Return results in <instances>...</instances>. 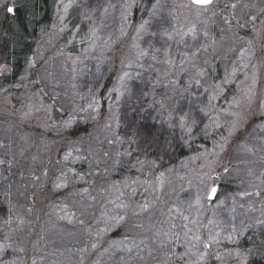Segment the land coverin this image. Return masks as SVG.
Returning a JSON list of instances; mask_svg holds the SVG:
<instances>
[{"label": "rangeland", "instance_id": "obj_1", "mask_svg": "<svg viewBox=\"0 0 264 264\" xmlns=\"http://www.w3.org/2000/svg\"><path fill=\"white\" fill-rule=\"evenodd\" d=\"M32 3L0 0V38L7 7L27 4L32 13ZM233 5L225 25L218 0L207 7L191 0H51L52 23L21 78H35L40 98L32 102L47 104L39 122L61 143L58 131L95 127L57 157L56 140L45 135L15 132L5 145L3 127L12 120L0 112V264L263 261L264 0ZM139 9L145 18L135 24ZM108 79L113 87L103 102ZM153 90L158 120L180 131L176 138L162 132L155 153L133 125L119 123L126 100L142 101ZM188 91L196 103L183 110ZM196 123L206 131L200 141L191 138ZM179 141L193 152L178 155ZM6 153L19 163L18 179H9L16 168L2 159Z\"/></svg>", "mask_w": 264, "mask_h": 264}, {"label": "trees", "instance_id": "obj_2", "mask_svg": "<svg viewBox=\"0 0 264 264\" xmlns=\"http://www.w3.org/2000/svg\"><path fill=\"white\" fill-rule=\"evenodd\" d=\"M216 0L213 1L212 4H214ZM219 4L221 5V9L223 13V21L224 24L227 25L232 17L229 16L230 9L233 5L234 0H218ZM227 1V4L223 5L222 2ZM31 2V1H30ZM51 0H33L32 3V8L33 12L32 13H26L28 7L27 4L23 6H17L15 9L14 14H8L4 20L1 22V28H2V37L0 38V65L6 69V72H4L0 68V112L3 110H7L6 114L4 115L5 118L11 119V123L9 122L6 127H3L4 130L7 132L4 134L5 136V145H8L10 137L6 138V136L9 134H12V137L10 139L11 142L15 141V138L18 137V135H15V132H20V133H29L33 134L37 137L43 138V135H45L48 138H52L54 141L56 140L57 146L59 147L58 152H56L57 157H60V150L62 149L63 146L66 145L69 141H74L75 139H81L84 137H89L94 129V125H91L90 123L88 124H81V125H73L72 127H68L67 129H63L62 131H58L57 133H60L63 135V143L58 139L57 135H54V132L49 130L47 128V125H44L42 122L40 123L39 120L45 109L43 105L46 103L41 100L36 103L32 102L33 99L40 98L37 95V86L33 84L32 81L35 82V78H29L27 79L26 82L23 81L21 78V75L25 72L26 70V58L31 56L32 54L36 55L39 53L37 52L36 49V43L39 42L41 36L45 34L44 32L48 30L49 26L52 23L51 20V11L52 7L50 6ZM229 8V9H228ZM228 9V10H227ZM135 11V10H134ZM139 11H141L139 13ZM139 11L134 14V23L137 24L140 19L145 18L144 12L139 9ZM229 12V13H228ZM77 16V15H76ZM77 19V17H75ZM73 18V19H75ZM72 20H70L71 22ZM156 21V20H154ZM74 22V20H73ZM260 24V21H258ZM68 26H70L68 24ZM70 28H68V32H70ZM79 32V31H78ZM70 35V33L65 34V36ZM219 80V77L215 78ZM212 79L210 82H213L214 86L216 85V80ZM112 82L111 79L107 80L100 91V94L103 96L104 101L106 100V97L108 95V92L112 88ZM151 87H153L151 85ZM195 87L193 86L192 90L195 91ZM147 91L151 90L150 87H146ZM154 89V88H153ZM198 92L197 95L199 96L200 101H203L205 98L204 92L201 94V89H197ZM191 91V90H190ZM156 90L150 91L149 95L143 98L142 101L135 102V101H127L123 103V107L121 110V119L119 120V123H121L123 120L126 123H129L128 126L131 128V125L133 130H138L141 134V138L143 140V143L149 144V150L150 152L155 153L160 147L159 145L161 144V138L160 134L162 132H166L165 135L169 136H176L179 137L177 130L174 128H170L167 124V122L164 120L160 121L158 120L159 117L157 118V111L156 108L154 107V102L156 98V94H154ZM184 94L183 97V110L186 109L187 107H190L191 105H194L196 102L193 101V99L190 100V98H195L190 92L188 91L186 94ZM179 95H177L178 97ZM31 99V101H26ZM159 100V97H158ZM190 100V101H189ZM43 103V104H42ZM51 103V102H50ZM47 105V104H46ZM49 105V104H48ZM104 107V104L102 105ZM28 108V109H27ZM196 108H191L190 112L194 114ZM27 111L32 112V117H24L26 115ZM160 112V111H159ZM9 113V114H8ZM22 114V116H21ZM37 114V116H36ZM39 115V116H38ZM51 115V121L52 123L55 124L56 120L58 118L57 114L50 111ZM20 116V118H19ZM120 118V117H119ZM157 118V119H156ZM15 119V120H14ZM51 121L49 123H51ZM254 122V121H253ZM253 122L249 125L247 128L246 132L237 139V144L240 143V141L243 139V137L252 129ZM15 124V126L13 125ZM48 123V124H49ZM18 124V125H16ZM79 124V123H77ZM199 125V124H198ZM197 123L195 124V129L194 133L191 135L194 137L197 141H200L202 138H204V134H206V131L198 126ZM251 126V127H250ZM1 129V127H0ZM20 129V130H18ZM55 130V129H54ZM46 133V134H44ZM185 136V135H184ZM183 136V137H184ZM146 140L147 142H145ZM195 140V141H196ZM178 144V155H186L187 153H192V149L187 146V150L183 149V146L181 145V141L177 142ZM233 149L231 150L232 154ZM187 152V153H186ZM6 157H2L3 160L8 159L12 165H15V171L11 172L10 170L8 171V176L9 179H18L21 174L20 170H18V161L12 160L9 157V153H6ZM151 154V153H150ZM167 154V153H165ZM51 158L48 157L45 159V162L47 167L51 165ZM57 164V160L54 159ZM219 169V168H218ZM224 171H217V173H223ZM231 184H223V189H232V186H229ZM250 249L249 247H247ZM264 255V254H263ZM254 264H264V258L263 261H259Z\"/></svg>", "mask_w": 264, "mask_h": 264}, {"label": "snow or ice", "instance_id": "obj_3", "mask_svg": "<svg viewBox=\"0 0 264 264\" xmlns=\"http://www.w3.org/2000/svg\"><path fill=\"white\" fill-rule=\"evenodd\" d=\"M192 3L196 6H201V7H207V6H210L212 3H213V0H192ZM67 7L68 6H65V11H67ZM233 7H235V5H233ZM7 12L10 13V14H14L16 9L9 6L7 7ZM125 75H128L127 73H125ZM180 126L183 127L184 126V120H185V117L181 116L180 118ZM188 131L191 132L192 129L191 128H188ZM216 193H217V188L216 187H212L211 190H210V198H215L216 196ZM206 247H208L209 245H205Z\"/></svg>", "mask_w": 264, "mask_h": 264}, {"label": "water", "instance_id": "obj_4", "mask_svg": "<svg viewBox=\"0 0 264 264\" xmlns=\"http://www.w3.org/2000/svg\"><path fill=\"white\" fill-rule=\"evenodd\" d=\"M192 1V0H191ZM209 199L211 200L212 198H210V195H209Z\"/></svg>", "mask_w": 264, "mask_h": 264}]
</instances>
